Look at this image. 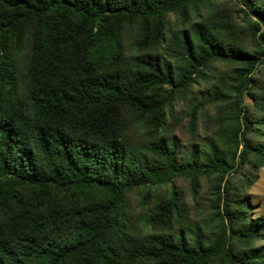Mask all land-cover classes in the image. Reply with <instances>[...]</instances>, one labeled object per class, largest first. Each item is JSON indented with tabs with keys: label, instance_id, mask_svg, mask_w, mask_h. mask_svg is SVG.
Instances as JSON below:
<instances>
[{
	"label": "trees",
	"instance_id": "trees-1",
	"mask_svg": "<svg viewBox=\"0 0 264 264\" xmlns=\"http://www.w3.org/2000/svg\"><path fill=\"white\" fill-rule=\"evenodd\" d=\"M215 1L0 0V264H264L243 192L264 166V0ZM217 62L235 68L199 98ZM245 94L260 122L241 118ZM189 98L180 158L175 105ZM207 105L225 119L201 150ZM241 145L253 171L237 189L222 165ZM215 174L226 224L212 239L176 193L151 196L188 176L196 197Z\"/></svg>",
	"mask_w": 264,
	"mask_h": 264
},
{
	"label": "rangeland",
	"instance_id": "rangeland-1",
	"mask_svg": "<svg viewBox=\"0 0 264 264\" xmlns=\"http://www.w3.org/2000/svg\"><path fill=\"white\" fill-rule=\"evenodd\" d=\"M215 2L227 9H231L235 5L234 0H216ZM202 11L205 13L207 10L206 8H203ZM234 68V65L226 64L224 62L215 63L211 72V76L213 77L207 81L200 79L198 83L194 85L193 88L197 93V96L202 98L203 96H207L208 92L213 93L216 89V85L219 84L222 74L231 72ZM256 76L260 82L259 84L264 87L263 67H260L257 70ZM225 80L230 81V77H226ZM192 104L193 98H189L186 100H180L175 105V115L180 123H177L174 126L172 136L176 144L177 154L180 158L187 157L191 151L188 113ZM242 107V119L260 122L261 115L257 112L258 109L261 108L259 105H255L247 94L244 95L242 100ZM222 109L224 111V105H222ZM222 119H225V112L219 114L213 105H207L203 109L198 122L196 141L201 150L205 149L206 143L218 134ZM241 150L242 145L240 146L236 157L235 168L230 169L228 166L222 165V170L225 172V178L230 179L237 189H242V182L246 180L247 175L253 171L252 165L241 164L240 167H238ZM251 158L252 161H255V158ZM254 174L256 175V178L253 185L250 187H244L243 192L248 196L250 202L251 209H248L247 212L251 220L255 221L256 219H260L263 224L259 237L251 246L253 248L262 247L264 249V166H258ZM216 180L217 174L210 175L209 177H201L196 197L193 194L191 181L188 176L177 177L173 183L151 186L150 192L153 198H159L162 201L169 200L176 193L178 199L185 205L190 223L194 225V228L200 226L204 235L207 236L208 239H212L217 233H219L222 223L226 224L224 201H218L217 192L220 186L219 182Z\"/></svg>",
	"mask_w": 264,
	"mask_h": 264
}]
</instances>
